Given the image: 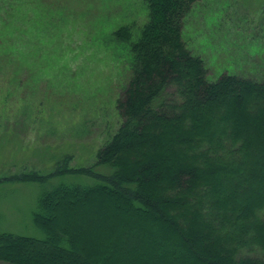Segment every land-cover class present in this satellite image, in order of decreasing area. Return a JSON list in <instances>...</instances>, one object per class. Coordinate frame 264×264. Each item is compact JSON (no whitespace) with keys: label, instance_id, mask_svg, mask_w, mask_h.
<instances>
[{"label":"trees","instance_id":"trees-1","mask_svg":"<svg viewBox=\"0 0 264 264\" xmlns=\"http://www.w3.org/2000/svg\"><path fill=\"white\" fill-rule=\"evenodd\" d=\"M145 2L148 21L141 32L134 35L122 28L113 35L127 52V80L117 101L122 123L98 149L94 162L71 168L72 156L67 155L48 174L33 171L0 177V185H53L42 191L33 215L45 237L0 233V262L169 264L165 258L169 255L175 263L177 256H184L190 264H264L254 259L264 255V157L257 158L264 155V81L228 72L209 77L206 59L193 52L185 39L199 0ZM179 102L183 111L177 108ZM250 107L252 115L261 118L259 129L246 125L239 137L234 125L228 124L223 132L227 152L220 159L222 144L216 145L207 132L213 112L222 110L231 120ZM250 132L254 143L249 147L242 139ZM225 158L229 162L222 164ZM211 162L216 163L215 169L207 168ZM240 166L245 176L262 183L243 187L237 178ZM74 177L79 183L67 182ZM58 178L61 182L54 185ZM215 187L228 188V195L214 197ZM259 192L262 199L257 202ZM253 197L256 201L246 203V214L236 207L231 211L214 207ZM99 211L121 222L117 230L83 234L78 222ZM205 228L215 230L216 239L226 236L231 248L213 242L204 234ZM223 229L228 231L223 234ZM79 240L81 251H75ZM136 241L137 248L165 254L163 260L155 263L149 252L136 251ZM91 245L94 251L89 250Z\"/></svg>","mask_w":264,"mask_h":264},{"label":"rangeland","instance_id":"rangeland-1","mask_svg":"<svg viewBox=\"0 0 264 264\" xmlns=\"http://www.w3.org/2000/svg\"><path fill=\"white\" fill-rule=\"evenodd\" d=\"M147 21L145 0H0V177L33 171L48 174L67 155L72 156L71 168L94 162L98 149L122 123L117 101L127 80V52L113 35L122 28L138 35ZM185 39L193 52L206 59L210 78L228 72L264 81V0H199L188 20ZM176 105L184 110L181 102ZM252 109L231 120L222 110L213 112V124L207 132L216 145L222 144L220 159L227 152L223 132L228 124L234 125L239 137L244 126L259 125L261 118L252 115ZM242 143L253 145L251 132L245 133ZM263 157L257 158L261 161ZM227 162L228 158L222 160V164ZM216 167L211 162L207 168ZM240 168L237 178L243 187L245 183H262L245 176V168ZM76 178L67 182L79 183ZM80 178L89 182L86 177ZM52 182L57 185L61 178ZM52 186L35 182L0 185V233L44 238L33 215L42 191ZM217 188L212 191L214 197L228 195V188ZM261 196L257 195V202ZM254 201L256 197L238 198L214 207L228 211L236 207L246 214V203ZM195 218L199 219L197 214ZM118 223L101 211L86 214L78 222L83 234L114 233ZM223 230V234L228 231ZM204 231L225 250L231 248L226 236L216 239L215 230ZM79 243L75 251H81ZM134 245L136 251L142 250L137 248L139 241ZM52 247L48 245V249ZM94 248L91 245L89 250ZM143 250L155 263L165 256ZM169 257H165L169 264H190L184 256H177L176 263ZM256 257L255 261L264 262V255Z\"/></svg>","mask_w":264,"mask_h":264}]
</instances>
